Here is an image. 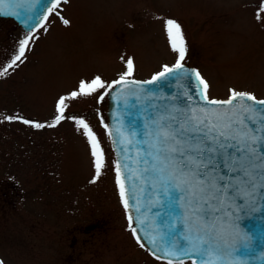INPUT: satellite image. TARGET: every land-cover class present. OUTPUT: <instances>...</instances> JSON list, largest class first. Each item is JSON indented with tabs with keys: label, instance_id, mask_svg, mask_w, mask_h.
Listing matches in <instances>:
<instances>
[{
	"label": "rangeland",
	"instance_id": "1",
	"mask_svg": "<svg viewBox=\"0 0 264 264\" xmlns=\"http://www.w3.org/2000/svg\"><path fill=\"white\" fill-rule=\"evenodd\" d=\"M263 1L68 0L66 25L34 33L0 19V264H166L129 229L99 97L187 64L210 99H264Z\"/></svg>",
	"mask_w": 264,
	"mask_h": 264
},
{
	"label": "water",
	"instance_id": "2",
	"mask_svg": "<svg viewBox=\"0 0 264 264\" xmlns=\"http://www.w3.org/2000/svg\"><path fill=\"white\" fill-rule=\"evenodd\" d=\"M57 0H0L40 28ZM109 134L134 231L170 263L264 264V100H210L188 65L109 92Z\"/></svg>",
	"mask_w": 264,
	"mask_h": 264
},
{
	"label": "flooded vegetation",
	"instance_id": "3",
	"mask_svg": "<svg viewBox=\"0 0 264 264\" xmlns=\"http://www.w3.org/2000/svg\"><path fill=\"white\" fill-rule=\"evenodd\" d=\"M262 2V1H261ZM264 2V1H263ZM264 4V3H263ZM264 6V5H263ZM0 19H2V18H0ZM8 20V19H7ZM8 21H11L13 24H14V22L12 21V20H8ZM15 25V24H14ZM16 199V198H15ZM161 261V260H160ZM163 262V261H162ZM167 264V263H166Z\"/></svg>",
	"mask_w": 264,
	"mask_h": 264
}]
</instances>
